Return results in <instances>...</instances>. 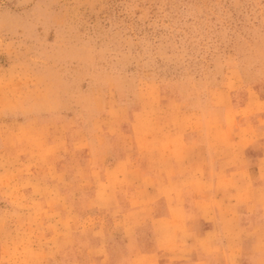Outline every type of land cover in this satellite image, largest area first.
I'll return each mask as SVG.
<instances>
[{
    "label": "rangeland",
    "instance_id": "rangeland-1",
    "mask_svg": "<svg viewBox=\"0 0 264 264\" xmlns=\"http://www.w3.org/2000/svg\"><path fill=\"white\" fill-rule=\"evenodd\" d=\"M0 264H264V0H0Z\"/></svg>",
    "mask_w": 264,
    "mask_h": 264
},
{
    "label": "crops",
    "instance_id": "crops-1",
    "mask_svg": "<svg viewBox=\"0 0 264 264\" xmlns=\"http://www.w3.org/2000/svg\"><path fill=\"white\" fill-rule=\"evenodd\" d=\"M178 153H181L185 156L188 155V150H180V149H174L173 155L174 157L170 160L167 161L168 157L165 155V153H158L156 156V162H155V168L157 173H153L150 175V178L152 177L154 181H156L158 184H156L158 187H171L174 182H171V179H174V181H179L182 182V179L189 177L185 173H183L182 170H187L188 169V164L183 163V161H178L176 158H182L178 156ZM182 160H184L182 158ZM172 170V173L177 174L175 171H180V174L177 177H172L169 175L167 172L164 170L169 171ZM167 200V198H166ZM171 211V210H170ZM168 211L166 212L167 214H161L156 216V219H163V218H170L172 217L171 212Z\"/></svg>",
    "mask_w": 264,
    "mask_h": 264
}]
</instances>
